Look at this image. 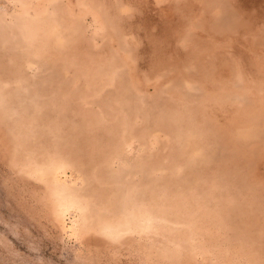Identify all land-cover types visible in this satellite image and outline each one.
Listing matches in <instances>:
<instances>
[{
    "label": "rangeland",
    "instance_id": "1",
    "mask_svg": "<svg viewBox=\"0 0 264 264\" xmlns=\"http://www.w3.org/2000/svg\"><path fill=\"white\" fill-rule=\"evenodd\" d=\"M248 214L264 0H0V264H264Z\"/></svg>",
    "mask_w": 264,
    "mask_h": 264
},
{
    "label": "bare ground",
    "instance_id": "2",
    "mask_svg": "<svg viewBox=\"0 0 264 264\" xmlns=\"http://www.w3.org/2000/svg\"><path fill=\"white\" fill-rule=\"evenodd\" d=\"M43 26V25H42ZM227 130V129H226ZM225 133V132H224ZM224 138V137H223ZM222 138V139H223ZM224 140V142L227 140V139H223ZM213 151V154H212V157H214V156H217L218 157V155H219V152H218V149H216V150H212ZM223 155V154H222ZM203 156H207V155H205V154H202V157ZM206 159H208L207 157H206ZM221 166H220V164L219 163H217V166L215 165L214 167H212L211 168V166H210V168H211V170H212V172L213 173H215L217 176L220 174V171H219V168H220ZM222 171H224V168H222ZM186 173V174H185ZM184 177L182 178V180H183V184L184 185H186V181H187V177L188 176H190V173L188 172V171H185L184 172ZM208 174V173H207ZM205 175V176H207L208 177V175ZM212 175V174H211ZM206 177V178H207ZM188 178H190V177H188ZM227 181V180H226ZM152 185L154 186V189L156 190V188H159L160 186L158 185V183L157 182H155V184L154 183H152ZM54 187H55V185L53 186H51L50 187V189L51 188H53L54 189ZM88 189V190H87ZM86 190L84 189L83 191H82V193H83V195H88V197L90 196L91 197V199H88V200H91V203L93 204V206L91 207V208H93V207H96V205H95V203H99V202H101L102 201V207L104 208L105 207V204H110L109 202H107V198H106V196H107V194L108 193H111V192H113L112 190L111 191H107V192H104L103 193V196H104V198H102V196H101V201H100V199H98V194L97 195H95V191L93 190L92 191V189H89V188H87ZM56 189H54V195L57 197V193H56V191H55ZM96 190V189H95ZM91 192V193H90ZM156 193V192H155ZM81 194V193H80ZM122 195V194H121ZM221 195V194H220ZM92 196H94V197H92ZM124 196V195H123ZM122 196V197H123ZM87 197V198H88ZM89 197V198H90ZM58 198V197H57ZM215 198H218V195L216 194V196H215ZM215 200H217V199H215ZM219 202L221 203L219 206H222V208L224 207V205H223V203H222V200H221V198H219ZM126 204V203H125ZM124 205V204H123ZM127 206V205H126ZM234 206H235V209H236V211L234 210V208H232L231 207V211H233L234 213H235V217H236V220L237 221H241V222H243V221H246V219L244 220L242 217H240L241 215H239L240 213H242L241 211H244L243 210V208L245 207V205L244 204H241V205H239V208L237 209L236 208V204H234ZM109 207H111V209H109V211H103L104 213H102L101 214V212L100 211H98V209H97V212L94 214V216H96L97 217V215H98V217H99V219H100V221H102L103 223H106L105 225H107V224H110L111 225V223L113 222V220H116V219H118L117 221H120L119 220V218L116 216L117 214H118V212H119V207H120V205H109ZM137 207H139V205H137ZM134 208L133 207V212H135V214H136V216H137V218H136V223H142V222H144V221H147L146 220V218L148 217V216H146V212H144L143 214H141V213H139V211H141V210H139L138 211V209H140V207L139 208ZM241 207V208H240ZM128 208V210L130 211L131 209H130V207H127ZM142 208V207H141ZM219 209V211H220V208H218ZM136 210V211H135ZM219 211H217V212H219ZM131 212V211H130ZM221 212V211H220ZM217 213L215 216H218L219 214H221V213ZM211 214L212 213H210V215L209 214H205V217L206 218H211L212 219V217H210L211 216ZM249 216L247 217V221L250 223L249 225H248V227H246V230L244 231V235H245V237L246 238H252V239H254V238H256L257 237V239L256 240H258L259 238L261 239L263 236H262V234H263V229H264V224H262V222H259L258 221V218H256V217H254V216H252V215H250V214H248ZM233 216V217H234ZM98 217H97V219H98ZM218 218V217H217ZM242 218V219H241ZM219 219V218H218ZM174 221V220H173ZM230 222V221H229ZM108 226V225H107ZM232 234H233V232H232ZM236 236H238L237 235V233H236ZM259 239V240H260ZM250 245V244H249Z\"/></svg>",
    "mask_w": 264,
    "mask_h": 264
}]
</instances>
